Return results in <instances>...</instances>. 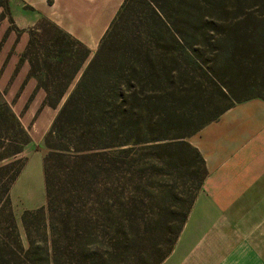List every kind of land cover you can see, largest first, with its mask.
I'll return each mask as SVG.
<instances>
[{
	"label": "trees",
	"instance_id": "trees-1",
	"mask_svg": "<svg viewBox=\"0 0 264 264\" xmlns=\"http://www.w3.org/2000/svg\"><path fill=\"white\" fill-rule=\"evenodd\" d=\"M28 33L23 57L55 108L89 50L47 20ZM255 97L264 100V0H124L44 137L46 202L21 213L25 245L9 199L25 162L0 166V264H159L206 174L187 138ZM157 165L192 185L176 197L186 208L155 213L150 228L130 193Z\"/></svg>",
	"mask_w": 264,
	"mask_h": 264
},
{
	"label": "crops",
	"instance_id": "crops-1",
	"mask_svg": "<svg viewBox=\"0 0 264 264\" xmlns=\"http://www.w3.org/2000/svg\"><path fill=\"white\" fill-rule=\"evenodd\" d=\"M123 1L11 0L10 7L23 26L47 20L89 50L74 74L78 79ZM28 40L29 34L22 51ZM23 63V79L35 80L26 58ZM37 89L46 96L44 88ZM196 138L207 173L159 264H264V100L234 104Z\"/></svg>",
	"mask_w": 264,
	"mask_h": 264
},
{
	"label": "rangeland",
	"instance_id": "rangeland-1",
	"mask_svg": "<svg viewBox=\"0 0 264 264\" xmlns=\"http://www.w3.org/2000/svg\"><path fill=\"white\" fill-rule=\"evenodd\" d=\"M10 2L11 0H8L7 9L0 7V166L10 163L16 167L19 161L25 162L9 189L15 225L19 237L25 245L26 236L20 216L23 210L43 206L46 202L42 166V158L47 151L44 137L65 95L55 108L50 107L47 105L45 96L40 95L42 91L37 89L39 86L43 88L37 78L39 75H33L35 80L28 77L23 79V68H25L23 58L25 57H23L24 51L21 50V47L32 26L25 27L20 24L21 20L14 16ZM141 8L138 11L140 20L136 21L135 29L142 31L145 27L142 24V18L148 14V7L145 5ZM41 42V40H37V46H40ZM39 50L41 51V49ZM26 60L29 62L27 58ZM29 75L32 74L29 72ZM77 80L74 78L69 81L68 87V84L65 83L66 94L73 87L70 85H74ZM161 132L160 135L173 136L172 130L162 128ZM198 132L187 138L192 146L196 142ZM156 134L157 131L153 135ZM101 183L102 180L98 179L93 185L92 192L94 194H100ZM191 185L189 173L182 171L169 173L157 165L152 172L146 171L142 174L136 188L132 187L134 185L131 186L133 194H130L136 199V212L148 219L149 227L152 228L154 226L152 222L157 219L155 213L158 214L174 207H177L178 210L186 208L187 201L180 202L177 198L182 200V190L186 186L190 188ZM167 190L171 191V197L166 195Z\"/></svg>",
	"mask_w": 264,
	"mask_h": 264
}]
</instances>
